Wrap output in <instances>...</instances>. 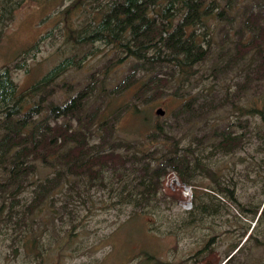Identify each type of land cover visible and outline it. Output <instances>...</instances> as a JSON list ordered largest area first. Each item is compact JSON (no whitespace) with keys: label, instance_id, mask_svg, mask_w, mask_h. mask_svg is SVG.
<instances>
[{"label":"trees","instance_id":"1","mask_svg":"<svg viewBox=\"0 0 264 264\" xmlns=\"http://www.w3.org/2000/svg\"><path fill=\"white\" fill-rule=\"evenodd\" d=\"M28 1L57 2L58 33L50 29L0 64V236L9 240L14 254L23 253L32 264L63 257L95 208L128 210L130 216H147L148 222L156 215L159 220L162 205L170 209L179 199L178 193L162 191L171 171L193 187L192 209L185 210L187 217L176 219L184 231H190L196 220L195 208L209 218L223 209L220 196L238 204L234 179L218 174L210 160L243 148L244 136L249 140L254 128L248 116L259 113L264 119L263 110L242 101L264 79V0H69L61 7L59 0H0V40L16 10ZM209 21L219 27L218 42L213 43L212 33L206 31ZM57 35L72 53L27 85L18 83L13 73L27 72L28 60L41 42ZM98 42L111 52L100 72L127 67L109 89L103 78H92L77 83L79 88L69 95L73 85L61 80L63 75L80 69L96 54ZM215 46L218 50L211 56ZM210 57L215 77L236 70L232 80L243 78L235 83V92L198 88L197 65ZM63 88L66 96L58 94ZM126 91L137 113L144 112L143 105L153 107L156 94H172L178 103L166 121L153 122L147 114L152 129L145 140L139 135L128 140L115 135L113 121L119 115L115 109L107 111L110 101L104 102ZM220 107L247 116L244 124L214 121ZM235 127L246 131L237 132ZM255 128L262 142L257 149H264V132ZM199 178H210L213 192L197 189L202 184ZM261 182L262 187L264 173ZM97 187L107 190L100 201L95 197ZM260 203L249 209L238 205L242 212L253 211L255 220ZM139 260L172 264L147 252L139 254ZM51 264L66 263L56 259Z\"/></svg>","mask_w":264,"mask_h":264},{"label":"rangeland","instance_id":"2","mask_svg":"<svg viewBox=\"0 0 264 264\" xmlns=\"http://www.w3.org/2000/svg\"><path fill=\"white\" fill-rule=\"evenodd\" d=\"M58 3L61 7L68 4L69 0H59ZM42 4L38 1H28L16 10L13 20L0 40V64L8 58L12 60L15 54L38 40L50 29L53 33H58L55 23L57 2L52 1L45 4L42 2ZM198 30L205 31L202 27ZM206 31L212 33L213 43L219 41L221 34L214 21L207 22ZM230 34L232 38H235L232 32ZM95 45L100 50L85 60L80 69H74L70 75H63L65 78L61 80L65 79L73 85L69 95L74 94L80 85L92 78L98 80L103 78L104 87L109 89L116 83L117 77L121 76L123 66L126 65L105 73L98 70L103 68V63L111 52L103 43L98 42ZM217 50L218 47L215 46L211 56H215ZM71 53L72 47H64L61 37L58 35L54 39L51 37L41 42L39 51L31 60H28L29 70L27 72L16 71L13 76L18 83L27 85L66 54ZM211 61L210 57L205 63L197 65L198 74L194 77L199 83L198 88L215 91L218 94H223L228 90L235 92L237 90L235 83H241L243 78L232 80L235 78L236 70L215 77L212 73ZM77 83L80 85L78 86ZM100 87L101 83L97 82L96 97L99 95ZM58 94L66 96L67 89L58 91ZM242 98L244 105L252 106L254 109L259 107L264 112V79L260 81L258 87L252 86L247 96L243 95ZM108 100L110 104L106 110L115 109L119 115L117 120L113 121L115 135L128 140L138 135L140 139L145 140L146 134L152 129L149 126L147 114L151 115L153 122L166 121L170 117L171 110L178 103L177 98L172 94H156L153 101L154 106L143 105L144 112L137 113L132 107L134 101L131 99L130 91L114 97H106L104 102ZM97 104H101L100 98ZM94 105L96 104L92 103V106ZM118 106L120 108H117ZM159 108L164 109L162 116L156 114ZM229 108L220 107L214 115V121H232L238 124L240 120L243 125L247 116L241 115L238 111L231 112ZM248 119L254 128L249 140H246L244 136L243 148L229 155L218 154L210 160V163L218 174L234 179L236 199L238 204L244 205L242 208H255V205L261 202L255 220H253V211L242 212L237 202L220 196V200L224 203L220 213L206 218L201 217L198 209L195 208L196 220L191 225L190 231H184V227L177 223L176 219L185 218L188 214L179 206L180 186L172 183L171 179L175 178L171 177L164 181L162 191L178 193L179 199L172 204L170 209H165V205H162L161 220H157V216L154 215V222H148L147 216L141 217L133 214L130 216L128 210L125 213H115L111 210L98 211L95 208L91 218L85 220V224L78 228L77 236L68 246L66 255L55 256L48 261L46 259L43 264H51L56 259L66 264H141L139 254L145 252L172 264H218L222 262L225 254L240 241L241 243L231 253L235 257L228 264H264V185L261 187L264 173V149H257L261 147L262 142L261 138L255 135L257 125L260 131L264 132V119L259 113H252ZM235 130L242 131V133L246 131L245 127H235ZM250 155L255 156L251 158ZM247 165L250 167L247 168ZM198 182L202 184L197 185V189L213 192L214 182L210 178H199ZM205 185H208L211 190L204 187ZM94 191L96 201H100L102 192H107L106 189L100 187ZM46 213L47 211H43L42 214L46 215ZM42 219H45V216H42ZM246 230L248 234L244 238ZM3 237L5 235L0 236V264H32L23 253L14 254L8 245L9 240H4ZM230 256L223 263L227 262Z\"/></svg>","mask_w":264,"mask_h":264},{"label":"built area","instance_id":"3","mask_svg":"<svg viewBox=\"0 0 264 264\" xmlns=\"http://www.w3.org/2000/svg\"><path fill=\"white\" fill-rule=\"evenodd\" d=\"M177 185H179L181 189V200L179 203H181L185 208H189L193 201L192 187L190 185L180 183H177Z\"/></svg>","mask_w":264,"mask_h":264},{"label":"bare ground","instance_id":"4","mask_svg":"<svg viewBox=\"0 0 264 264\" xmlns=\"http://www.w3.org/2000/svg\"><path fill=\"white\" fill-rule=\"evenodd\" d=\"M162 109V108H161ZM163 110V112H164V109H162ZM159 116H162V115H159ZM171 177H174L175 179H171V182L172 183H175L176 185H177V183H180V184H185V183H182L180 180H179V178H178V176H177V174L174 172V171H171V172H169L167 175H166V177H165V181H167V180H169ZM164 184V183H163ZM187 185H189V184H187ZM191 186V185H190ZM192 187V186H191ZM163 188V187H162ZM181 190V189H180ZM192 196H193V187H192ZM179 206L182 208V210H190V209H192V206H193V203L191 204V206L189 207V208H185L181 203H179ZM248 234V233H247ZM247 234H246V236H247ZM245 236V237H246ZM244 237V238H245Z\"/></svg>","mask_w":264,"mask_h":264},{"label":"water","instance_id":"5","mask_svg":"<svg viewBox=\"0 0 264 264\" xmlns=\"http://www.w3.org/2000/svg\"><path fill=\"white\" fill-rule=\"evenodd\" d=\"M156 114H158V115H162V114H163V110H162V109H160V108H159V109H157V110H156Z\"/></svg>","mask_w":264,"mask_h":264},{"label":"flooded vegetation","instance_id":"6","mask_svg":"<svg viewBox=\"0 0 264 264\" xmlns=\"http://www.w3.org/2000/svg\"><path fill=\"white\" fill-rule=\"evenodd\" d=\"M212 217V216H211ZM221 264H224L223 262H221Z\"/></svg>","mask_w":264,"mask_h":264}]
</instances>
